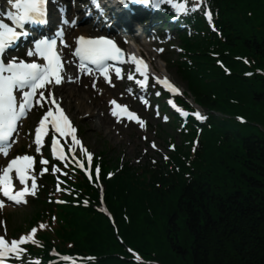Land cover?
Segmentation results:
<instances>
[{"label":"trees","instance_id":"16d2710c","mask_svg":"<svg viewBox=\"0 0 264 264\" xmlns=\"http://www.w3.org/2000/svg\"><path fill=\"white\" fill-rule=\"evenodd\" d=\"M243 22L241 33L233 25L226 32L224 49L249 56L264 69V35H257L246 19ZM221 60L230 76L202 52L199 72L188 77L197 102L230 117L222 122L213 118V132H204L207 144L201 156L198 153L202 164L194 165L192 182L187 185V179L173 170L150 171L145 180V172L127 167L107 182L106 203L120 236L148 260L169 264L190 254L189 264H264V132L253 125L264 130V78L245 79L242 73L247 69L241 63L228 56ZM236 115L249 123L236 124ZM173 160L180 162L175 156ZM179 165L184 172V165ZM105 166L117 167L114 162ZM69 214L62 237L74 243L75 253L94 255L97 264H132L115 257L128 255L106 218L92 212L85 219H71ZM187 232L195 238L188 253L175 239L187 240ZM167 250L181 258L172 259Z\"/></svg>","mask_w":264,"mask_h":264},{"label":"snow or ice","instance_id":"6c2138e0","mask_svg":"<svg viewBox=\"0 0 264 264\" xmlns=\"http://www.w3.org/2000/svg\"><path fill=\"white\" fill-rule=\"evenodd\" d=\"M48 2L49 0H7L11 10L6 11L4 16L0 18V154L4 156L8 155L12 144L16 142L14 134L16 138L19 137L18 122L22 123L34 104L45 108V112L35 128L34 143L37 153H40L43 146V137L49 134V126L54 133H58L60 136H70L73 145H81V141L76 137V129L72 126L53 91L63 80L61 56L57 51L58 41L63 47H69L64 39V29L60 28L51 35L40 36H33L30 31L26 30L28 25H47L46 5ZM91 2L97 10L101 9L99 0H91ZM120 2L124 4L126 0H120ZM161 3L171 4L172 0H155L157 7ZM182 14L185 13L182 12ZM61 23L74 26L76 21L65 17ZM30 36L32 39L26 48L25 56L32 59L26 60L18 56H11L5 62L4 55L7 50L14 48L17 42L22 39L27 41ZM158 51H163V49H158ZM72 54L79 58L82 70L91 73L94 69L109 83H111L110 72L114 69L115 76L120 78L121 69L108 62H128L123 59L125 56L123 50L112 39L105 37H77ZM130 59L136 66L135 72L142 77V79L135 81L136 84L141 88H146L149 80L148 65L142 58L137 59L134 55ZM88 65L93 67H88ZM133 78V75L129 74L128 79L133 80ZM155 83L170 93L175 94L178 91L167 78L156 77ZM155 94L159 96L161 93L157 91ZM140 99L143 103H148L144 97H140ZM110 104L120 109V112L112 111V115L116 116L118 120L121 113H126L128 120L136 121L141 128L145 126V122L134 112L129 111L126 105L118 104L116 100H111ZM195 116L200 120L206 119L200 113H195ZM167 119L168 117L165 116L164 120L167 121ZM145 139L147 138L145 137ZM151 146L156 147L154 142ZM51 151L57 159H66L63 152L58 148V140L55 135L51 137ZM81 152L87 156L89 162L92 160V155L87 153L82 145ZM40 163L41 165H48L49 161L41 158ZM77 163L79 164V161ZM33 164L34 157L32 155H17L7 163L6 167L0 169V195L17 205L27 203L25 198L28 195L35 196L38 184L37 176L32 174ZM79 166L83 167L82 164ZM51 170L53 172L59 171L54 165ZM46 171H48L47 168H42L40 174ZM13 172L18 178L19 184L23 185L18 190L13 185V176L11 175ZM96 172H99V168L96 169ZM3 206V200H0V208ZM40 227L43 228L44 225L41 224ZM36 232L37 229L33 228L30 233L10 242L4 236H0V264H5L9 258L22 260L23 254L26 252L22 246L28 242L36 244L34 239Z\"/></svg>","mask_w":264,"mask_h":264},{"label":"rangeland","instance_id":"374dc122","mask_svg":"<svg viewBox=\"0 0 264 264\" xmlns=\"http://www.w3.org/2000/svg\"><path fill=\"white\" fill-rule=\"evenodd\" d=\"M244 4L245 5L242 4L243 9L251 8V10L255 14L254 16H256L255 24L259 25L264 31V14H262V12H264V4L263 7H261L260 9H257L255 3H252L250 1L244 0ZM239 7H241V4L239 5ZM155 67L159 72L162 73L165 72L163 64H161L160 62H157ZM168 74L181 86L182 89H184V86L181 83H179L176 80V78H174L175 76L174 74H172V72ZM97 107H99L100 112L105 110L106 108L101 102L99 103L97 102ZM71 113L78 121L81 119V117H83L81 116V114L84 116H87L89 114L87 110H84L81 114H76V115L74 111H71ZM153 123L156 124V121H154ZM77 124L79 125L80 129L83 130V137L86 144L96 153L99 152L101 149H103L104 145H101V140H103L109 145L114 146V148L118 150L120 154L124 153V158L130 161L133 165L143 162L147 154L153 155V152L148 149V146L143 144V142L141 141V136L138 132H131L130 129H126L124 127L120 128L119 130H112V131H110L108 128L106 129L97 128V127L94 128L95 125L90 123L89 119H85L83 122L79 121ZM166 131L169 134H171L172 129L166 128ZM152 138L155 139L154 135L149 134L148 139H152ZM175 141L178 142V139H176ZM153 142L155 144H158L160 148L163 144L162 141L159 139H155V141ZM12 214L13 215L17 214L14 217L20 218L19 219V223H20L25 216H26L25 219H28L27 216H29L30 212L23 210L21 212H12ZM5 218L8 219V222L10 224L12 223V218L10 215H6ZM15 230L16 228H14L12 232L18 234L19 231L24 229L21 228L16 231ZM180 263L189 264L188 261H182Z\"/></svg>","mask_w":264,"mask_h":264},{"label":"bare ground","instance_id":"6f19581e","mask_svg":"<svg viewBox=\"0 0 264 264\" xmlns=\"http://www.w3.org/2000/svg\"><path fill=\"white\" fill-rule=\"evenodd\" d=\"M81 29H76L75 30V33L76 32H80ZM73 30H69L68 32L71 33ZM80 34V33H79ZM252 74V73H250ZM65 88L61 89L59 94H63L65 95V101L64 102H68V105L72 108H74L76 110V112L78 114H81L84 110H89L90 111V116L92 118H95L98 123V125L102 126V128H105L103 127V125L107 124L109 125V118L106 117V113H104V115L102 117H100L97 112H96V104L94 103L95 100L92 96H90V94L88 93L87 90H85L84 88L80 87V86H77V84L75 85H70V86H64ZM31 121H24L23 124L25 125H28ZM22 124V125H23ZM21 142V140H19ZM200 154V153H199ZM199 154L196 155V157L199 158ZM201 156V154H200ZM187 159H190L191 158V155H187L186 156ZM201 164L202 162L199 161ZM198 162V163H199ZM184 172H191L190 175L188 176H185L178 172L177 174L182 176V178L184 177L185 179H187L188 181V184L189 185L191 182H192V177L191 176H196L195 172H192L190 171L189 169H183ZM127 224H128V221H127ZM133 232V229L129 231L130 234H132ZM188 234V239H182L180 237H175L177 243L179 244H184L186 245V249H187V252L188 253L191 249H193V242H192V239L193 241L195 240V238L192 237V234H190L189 232H187ZM191 239V241H189ZM125 249H127L128 251L132 250L134 254H136V252H139L138 250L134 249L132 246H130L129 244L125 243ZM167 252L173 257L172 259H180L181 257L180 256H175L170 250H167ZM154 255H150V257H153ZM157 257V255H156ZM139 261L140 260H144V259H148L146 257H144L143 255H140L139 257H136ZM157 260H158V257H157ZM182 261H190V254H187V256L185 255L184 258H181L179 261H170L169 264H184V263H180ZM191 262V261H190ZM132 263V262H130ZM158 263L161 264L162 262L158 260ZM133 264H135V262L133 261ZM154 264H156V260H154Z\"/></svg>","mask_w":264,"mask_h":264}]
</instances>
